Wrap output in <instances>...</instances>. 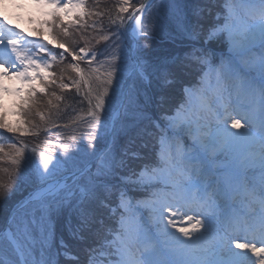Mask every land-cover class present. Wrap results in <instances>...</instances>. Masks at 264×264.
Here are the masks:
<instances>
[{
  "label": "snow or ice",
  "instance_id": "obj_1",
  "mask_svg": "<svg viewBox=\"0 0 264 264\" xmlns=\"http://www.w3.org/2000/svg\"><path fill=\"white\" fill-rule=\"evenodd\" d=\"M155 2L156 0H145L138 5H132L130 0H121L115 18L109 16L110 23L117 25V29L102 37L105 41H112V51L100 53L101 56L107 57L108 63L103 79L95 76V79L100 81L96 88L92 86V80L97 69L92 68L91 74L86 77L78 63L69 65L79 77L72 81V86L75 87L77 95L82 97L81 103H87L86 116L81 120L88 129V148L92 150L93 156L96 155V144L101 133L118 139L121 135L127 136L141 119H153L144 116L151 101L148 94L151 81L140 56L142 46L139 41L147 38V33L142 27V17L150 14ZM26 5L41 10L45 18L39 23L52 36L53 43L61 50V57L71 55L73 61H80L89 56L90 50L87 48L81 47L77 51L71 45L65 47L70 37V29L83 25L86 16L102 19L105 13H90L85 9V0H25L20 7ZM248 9L250 19L239 21L232 15L230 6L229 14L221 23L219 17L206 22L204 10L198 8L194 12L195 19L186 18L179 26L181 34L188 37L189 51L183 58H177L172 68L156 73L159 92L156 107L160 109L164 108L168 98L167 90L178 74L197 68L203 72L207 67L215 79V98L212 104L201 103L199 110L191 114L184 105L178 108L175 114L162 111L155 117V123L151 124V128L160 136L162 142H165L166 137L180 136L181 132L187 130L192 141L191 151L176 141L175 151L165 152L155 167L132 170L114 184L108 179L110 175L115 174L112 163L114 145L108 146L99 158L100 164L95 173L91 170L81 171L78 189L74 190L67 185H64L63 189L49 185L47 195L51 200L49 204L44 205L45 210H55L53 205L61 204L73 209L77 217V227L69 229L70 238L85 242L91 236L97 240L96 243L85 244L84 259L81 261V257L69 251L68 243L61 239L59 246L66 260L73 261L74 264H97L95 256L99 254L115 257L101 264H264V178L258 195L253 191L250 197L258 203L260 210L228 217L224 225L218 226L214 223V199L201 195L199 191L201 149L206 150L209 143L214 147L227 146L235 138L251 132L252 123L247 116H241L239 113L233 116L229 112L233 90L242 91L253 100L258 98L259 120L264 130V53H261L258 61H246L250 67L260 72L259 85L243 81L237 89L235 84L239 77L233 67V56L244 57L245 53L251 52L257 40L264 48V0H253ZM124 14L128 15L125 17ZM207 14L210 16L211 11ZM96 23L93 22V27ZM129 29H132L129 38L136 43L135 53L131 50L125 51L121 46ZM35 31L40 38L30 39L23 30L14 25L10 26L0 17V97L9 94L17 98L19 103L13 115L21 117L15 124L9 123L4 105L0 103V130H3L0 131V137H3L5 131L20 137L39 136V125L30 119L35 111L41 121L45 120L44 114L39 111L38 94L61 99L55 92L49 94L47 91L57 80L54 73L47 71L51 65L47 63L46 57L50 55L52 61L57 57L42 39L40 29ZM222 39H226L230 53L227 59H221L217 65L213 46ZM32 44L35 45V50L28 47ZM36 53L44 55L38 56ZM96 57V53H91L89 65ZM5 80L13 81V86H7ZM63 80L64 77L61 76L59 87L69 88ZM209 87L212 85L209 84ZM203 95L200 90L188 92L189 101H203ZM48 104H53L52 99L48 100ZM62 127L66 128L68 125ZM176 129L179 131H174ZM232 129L237 131L233 132ZM141 133L153 134L147 128L141 129ZM69 139L75 141L77 137L72 135ZM47 143V151L36 145L30 149V155L26 154L29 148L23 140L19 142V146L15 142L10 143V150L7 152L0 144V160L7 157L15 166L14 170L19 173L15 186L0 183V206H9V219L15 227L14 231L10 228L0 232V248L9 256L7 260H0V264H18V261L10 258V254L23 256L18 238L27 234L28 229L35 223L29 219L27 206H17L19 202H14L25 169L31 168L33 174L47 184L50 178L61 174L60 166L67 165L72 159L68 144L60 145V155H56L57 150L51 146V141ZM144 146H147L146 143ZM141 158L140 153H129L125 148L117 167L129 168L130 161ZM141 187L154 189L149 199L140 206L147 212L158 235L163 238L167 245V254H170L172 259L161 258L156 243L144 237L143 230L134 226L126 215L132 206L133 191ZM33 199L35 198L29 199L28 205L32 204ZM180 207L185 211L180 212ZM105 211L108 219L114 221V224L106 221ZM177 216L181 220L179 225L174 219ZM102 232L112 235L113 239L99 240ZM239 233L245 234L247 242H240L237 235ZM206 234L213 240V244L203 249L193 248L192 246ZM24 264L29 262L24 260ZM36 264L42 262L37 261Z\"/></svg>",
  "mask_w": 264,
  "mask_h": 264
},
{
  "label": "trees",
  "instance_id": "obj_2",
  "mask_svg": "<svg viewBox=\"0 0 264 264\" xmlns=\"http://www.w3.org/2000/svg\"><path fill=\"white\" fill-rule=\"evenodd\" d=\"M142 1L143 0H130V3L132 5H138L139 3H142ZM226 5V0H156L150 10V14L142 17V27L147 33V38H142L139 41L142 46L140 56L147 69V73L149 74L148 79L151 81V86L148 88V94L151 96V101L148 105V111L144 113V116L152 117L153 119H141L137 122L136 126L129 131L127 136L121 135L118 139L112 136L109 146L114 145L112 151V163L115 168V174L108 177L112 183H117L121 176L128 174L132 170L138 171L141 167L152 168L159 163L165 149L167 148L170 136L166 137L165 142H162L160 136L156 134L154 129L151 128V124L155 123V117L159 116L162 111H169L171 114H175L176 110L182 105L185 107L189 105V102H187V98L184 95L183 88L189 86L193 90H200V87L203 84L202 78H206V74L209 70L207 67L204 68L203 72L197 68L178 74L167 90L166 95L168 98L165 101L164 108L160 109L156 107L159 102L156 77L157 71L163 72L166 69L172 68L177 58H183L185 53L189 51V40L187 35L181 34L179 27L180 23L186 18L189 20L195 19L194 12L198 8L204 10L206 22L214 21L217 17H219L220 22L222 23L224 17H226ZM119 6H121V0H85V9L87 11L90 13L102 12L105 13V15L102 19L97 16H86L83 25L70 29V37L68 38V42L65 44L66 48L71 45V47L77 51L81 47L90 50L89 56L85 57V59H83L84 61L80 60L77 63L82 66L86 77L91 74L92 68L98 70L94 74L92 80V86L94 88H96L100 83V81L95 79V76H99L102 80L104 73L107 70V57L101 56L100 53L112 51V41H105L102 37L110 35V32L116 31L117 25L110 23L109 16L115 18ZM209 10L211 11L210 16L207 14ZM127 15L128 14H124L125 17ZM94 21L97 23L93 27ZM29 31L31 32L32 30ZM121 46L124 47L125 51H129L130 49V40L126 33ZM213 47L215 52V64L218 65L221 59H227L228 56H226L224 52L225 46L221 41L216 42ZM30 48L35 50V45H30ZM50 49L58 59L57 62L50 64L51 67L49 68L50 73L55 74L57 83L55 85H50L47 91L49 94L55 92L56 96L61 97V99L56 100L51 95L44 96L42 94H38L39 111L44 114L45 120L41 121L38 114L34 111L30 119L35 124L39 125V136H23V140L29 148V152H27L29 155L31 154L30 149L36 145H39L40 149L47 151L49 148V144L47 143L48 141H51V146L56 148V155H60V145L68 144L70 146L72 159L67 165H61V174L50 178L49 182L59 179L64 174L73 173L74 170L83 168L84 165L94 157L91 155L92 150L88 148V129L86 124L81 120L82 117L86 116L87 103L86 101L81 103L82 97L77 95L75 87H73L68 81V79L72 78V76L74 77V72L69 67L71 64V55L61 57L60 49ZM91 53H96L97 57L92 64L89 65L88 60L91 58ZM38 54L42 56L44 55L42 53ZM62 69H64L67 74L72 76L62 75ZM250 70L255 73L259 72L253 67H250ZM61 76L64 77L63 82H67L65 84H70L69 88L61 89L59 87ZM49 99H52V105L48 104ZM54 125H61V127L55 128ZM62 125H68V127H62ZM144 128H147L153 134L147 135L141 133V129ZM138 133L141 134L138 135ZM72 135L77 137L75 141L69 139ZM106 135L107 133H101L99 135L98 142L96 144V153L102 150L105 144ZM16 136L19 137L18 134H8L5 131L3 137H0V144L4 146L5 152L10 150L9 144L12 142L17 143V146H19V140ZM8 137H11V139H8ZM145 143L147 146H144ZM125 148H127L129 153H140L142 158L130 161L131 166L129 168H120L117 167V165L122 158L123 150ZM5 158L0 160V178L5 175L6 178H3L4 183H8L11 186L16 185L17 180L19 179L17 178V175L19 173L14 170V166H11L10 160ZM99 158L100 157L95 159L89 169L93 173L96 172V169L100 164ZM6 167H11L10 171L6 169ZM25 174L26 175L24 177L26 178V181H21V186L27 182L25 186L26 188L16 194L14 201H18V204H22L23 201L32 198L46 185V183H44L41 179H38L33 174L32 169L29 170V172H25ZM146 189L148 188L141 187L133 191L132 201L135 202V205L140 206L143 202L147 201V197L150 196V192ZM54 207L55 205H53V208ZM6 209H8L7 205H5L4 209L0 206V211H3V213L0 214V219H2L3 224L6 221L5 219L7 218L6 216H8L7 214H9ZM34 209V213L31 209H29V207L26 210L29 213V219L35 221V226L30 227L27 234H22L18 238L23 252V257L29 262V264L34 263L29 259V250L27 247L35 249L37 254L36 259L38 258L41 260L44 258L45 264L47 262L48 264H74L73 261L65 259L63 250L60 246L55 252L49 242L50 238H56L55 233L58 232V230H61L59 235L62 236L63 240L68 243V250L79 255L81 257V261H83L85 244H93L96 243L97 240H94L91 236H89L88 240L85 242L73 240L69 236V228L67 227L65 229L63 225L59 226L60 223L56 224L55 221L51 224V228H48L47 218L46 216L43 217V215L44 213H49L51 210H45V208L42 209L37 207ZM133 212L134 210L131 206L126 215L130 218ZM104 216L108 223L114 224V221L108 219L107 211L104 212ZM73 223L75 226L72 229H75L77 227V217L74 219ZM0 227H2V223ZM8 227L13 231L15 230V227L11 222ZM0 231H2L1 228ZM85 235L88 234L85 233ZM98 239L111 240L113 239V236L106 235L102 232ZM3 254L5 253L0 250V260L9 259L7 257L3 258ZM105 257L110 259V257H100L99 254H97L95 256V260H98L99 258L103 260ZM10 258L14 261H18V264H20L16 253H11Z\"/></svg>",
  "mask_w": 264,
  "mask_h": 264
},
{
  "label": "rangeland",
  "instance_id": "obj_3",
  "mask_svg": "<svg viewBox=\"0 0 264 264\" xmlns=\"http://www.w3.org/2000/svg\"><path fill=\"white\" fill-rule=\"evenodd\" d=\"M252 2H253V0H228V2H227L228 7L226 9L227 14H229V7L231 6L232 15L237 20L248 21L250 19L249 14H248V12H249L248 6ZM9 3L10 4H8V5H5V3H3V5L0 6V13L4 15L3 18L6 19L7 23L10 26L14 25L17 29H20L23 31L25 30L27 33L30 32L29 30H32L31 32H33L34 34L31 32H30V34H32L34 36L37 35L35 29L39 28L41 31V34H42V39L44 41H46L49 46L54 47V49L58 48L56 46V44L53 43L52 37L50 36L48 31L45 29V27L39 23L40 20L45 18L42 15L41 10L35 8L32 5H26L25 7H20L21 4L25 3V0H9ZM129 30L132 33V29H129ZM220 41L225 46L224 52L229 55L230 48L228 46L226 39H222ZM130 42H131V40H130ZM28 47H30V46L28 45ZM261 53H264V48L261 47L260 42L257 40L255 42V45L252 48L251 52L245 53L244 57L233 56V67H234V69H235V71L239 77V79L235 81L237 89H239L241 87V83L243 81L252 82V83L256 84L257 86L259 85L261 79H254L253 77H251V75L247 74V69H249V67L247 65H249V63H246V61H250V62L258 61ZM36 55L42 56L38 53H36ZM70 58H71L70 63H77L78 62V61H73L72 56ZM84 59H85V57H84ZM46 60H47V63H49V64H53V63L58 61L57 58L55 61H52L50 58V55L46 57ZM79 67L82 69L81 65H79ZM47 71L50 73V69H48ZM61 72L63 73L62 75H64V76H72L70 74H67L64 69H62ZM258 73H260V72H257L256 74H258ZM74 79H79V77L77 76V74L75 72H74V77L72 76V78L68 79V81L71 85H72V81ZM204 79H205V77H203V80ZM4 83L9 87H12L14 84V82L11 80H5ZM64 83H67V82L64 81ZM209 84H211L212 87H209ZM82 87H83V85H82ZM214 88H215V79L210 74L209 78L207 80H204V83L200 87V90L204 94L202 103L207 104V105H210L213 103L214 98H215ZM184 91H185V96L187 97L188 102H189V105H187L185 107L187 109L188 113L191 114L193 112L198 111L200 108L201 102H198L195 100L189 101L188 91L185 89H184ZM230 101H231V107L229 108V112H231V114L233 116L237 115L238 112L241 116H247L248 119L252 123L251 132L245 133L244 135H242L238 138H235L227 146H215L214 147L211 143H209L206 150L201 149V160H202L201 169L202 170L200 173V189H199L200 194L203 195L204 189L208 188L207 184H206L207 177L205 175H208L210 173L212 166L215 165L220 170L221 174L224 175V177H221L223 180L222 181L223 184L225 183V185L228 188L232 189L233 194H234L233 196L235 198V201L237 202L235 207H238V212L237 211L235 212L234 207H231L229 203L224 204V206L221 207L220 211H222V212H220V213L222 214V218H224V219H226L227 216H231V215L232 216H240V215H245V214H251L254 211L258 212L260 210L258 203L254 199H251L250 197H251V193L253 191H255V193L258 195L259 192H258L257 187H261L262 178H264V130H262L260 120H259L258 98L256 100H253L252 98L246 96L242 91L233 90L232 95L230 97ZM0 103H3V105H4V111L7 113V115H6L7 121L11 124H15L17 122V120H19L21 118V117H18L16 115H13V112L15 111V107L19 103L18 99L12 95L3 94V96L0 97ZM242 103H246L245 107H247V111L244 112L243 114L240 110ZM236 104H238V105H236ZM233 109H235V111H233ZM221 112H223V109H221ZM241 122L243 123V120ZM228 124L230 126V124H231L230 120L228 121ZM55 128H57V127H55ZM174 131H179V129H176ZM232 131L235 132L237 130L232 129ZM16 137L19 140L18 142L23 140V137H20V136L19 137L16 136ZM176 141H179L181 146L187 147L188 150L191 151L192 141H191V137L187 133V130L181 132L180 136H174L173 137V139L170 141L171 148L169 149L168 152H174L175 151ZM185 141H187V143H185ZM23 142H24V140H23ZM219 158H223V159H219ZM5 159H8V158L6 157ZM211 161H213V162H211ZM11 166H14V165L11 164ZM224 166H226V167L223 168ZM14 167H12V168H14ZM228 167H230L231 169H229ZM6 169H8L10 171L11 167H6ZM29 170H31V168L25 169L24 176L26 175L25 172H29ZM70 174H72V173H70ZM242 174L244 175V178L242 177ZM254 174H258L259 176H257V175L253 176ZM24 176H23L21 181H26V178ZM236 177H238V179H233ZM3 178H6L5 175H3V177L0 178V183H4ZM17 178H19V174L17 175ZM79 181H80V175L77 176L76 178H74V180H71V181L66 180L65 185H67L69 188L76 190L79 187V183H78ZM26 183L27 182H25L22 186H20L17 189L16 194L20 193L21 190L26 188L25 187ZM13 186H15V185H13ZM61 189H63V188H61ZM146 190L148 191V189H146ZM238 194H239V196H238ZM50 200H51V198L48 197V195H46V196H43V198L39 201L32 200V204L31 205L26 204V206H27V208L29 207V209H31L33 212V209L36 207L44 209V205L49 204ZM24 202L25 201H23V203ZM17 205L19 206L18 203H17ZM133 206L136 207L139 212H141V218L139 219V221H138V217L136 220L130 219L132 221L133 225L136 227H139L143 230L144 237L151 239L154 243H156L157 248L159 249V251L161 253V258L172 259L173 257L170 254H167V249H166V252H164V247L167 245H163L162 243L155 240V238H153V236L151 237L150 232H148L146 229V225L144 226L143 221H146V218L142 215L144 212L142 210V208L139 210L138 206H136V205H133ZM1 207H3V209H4L5 205L1 206ZM54 209L55 210H51L49 213H44V215H43V217L46 216V218H47V227L48 228H51V224L54 221L56 224L60 223L59 226L63 225L65 227V229L67 227L69 229L74 228L75 225L73 222H74V219L76 218V213L73 209H71L69 207H64L62 204L59 206H55ZM6 210H8V209H6ZM178 210L180 212L185 211V209L182 207H180ZM1 213H3V211H0V214ZM7 215L9 216V214H7ZM8 216H6L7 218L5 219L6 220L5 223L7 221H9V224H10V219ZM199 218H203V217H199ZM174 219L176 220L178 225L181 223L179 216L174 217ZM139 222H141V224ZM1 223H2V227H0V228L2 229V231H0V232H3L6 228L4 226L5 223L3 224V222H2V219H0V225H1ZM55 223H54V225H55ZM9 224H8V226H9ZM34 226H35V223H33L31 225V227H34ZM60 231L61 230H58V232L55 233V235H56L55 239L50 238V240H49V242L51 243L55 252L59 249L60 241H61V239H63L62 236L59 235ZM207 236L208 235L206 234L203 238H201L200 241L196 242L192 247L203 249L205 247H209L210 245H212L213 240L210 237L206 238ZM35 242H36V240H35ZM27 249L29 250L28 254H29L30 261H32L34 264H36L37 261H40V262H42V264H45L44 258H42L41 260L38 258L36 259L37 254H36L35 249H31L28 247H27ZM0 250L2 252H4L2 248H0ZM3 255H4L3 258H6V257L9 258L8 255H5V254H3ZM99 256L103 257L101 255H99ZM3 258H1V259H3ZM23 259H25V258L23 257ZM104 259L107 260L108 258L105 257ZM110 259H115V257H110ZM20 264H21V261H20ZM46 264H48V262ZM97 264H101V263H97Z\"/></svg>",
  "mask_w": 264,
  "mask_h": 264
},
{
  "label": "water",
  "instance_id": "obj_4",
  "mask_svg": "<svg viewBox=\"0 0 264 264\" xmlns=\"http://www.w3.org/2000/svg\"><path fill=\"white\" fill-rule=\"evenodd\" d=\"M143 2H145V0H144ZM126 24H127V23H126ZM130 35H131V34H130ZM135 49H136V43L132 41L131 51H132L133 53H135ZM109 137H110V135L108 134V136H107V140H106V143H105V146H104L103 150H102L101 152H99L98 154H96L95 157L92 158L91 161H90L89 163H87L82 169H80V170H76V171H74V173H72V174H68V175L63 176L59 181H56L55 183H57V184L59 185V187L63 188V186L65 185V184H64V181H65L67 178H71V180H74V178H76L77 176L80 175L81 171H85V170H87V169L91 166V164L93 163V161L95 160V158L98 157L99 155H101V154L105 151L106 147L108 146ZM60 183H61V185H60ZM47 191H48V189L43 190L42 192L39 193L38 196L34 197L35 199H33V200H39V199L43 198V196H46V195H47ZM27 203H28V201H27V202H24L23 204L26 205ZM5 230H6V229H5ZM5 230H4V231H5ZM4 231H3V232H4ZM6 231H7V230H6ZM20 258H21V256H20Z\"/></svg>",
  "mask_w": 264,
  "mask_h": 264
},
{
  "label": "bare ground",
  "instance_id": "obj_5",
  "mask_svg": "<svg viewBox=\"0 0 264 264\" xmlns=\"http://www.w3.org/2000/svg\"><path fill=\"white\" fill-rule=\"evenodd\" d=\"M3 3H5V5L10 4V3H9V0H0V6H2ZM0 17H4V15L0 13ZM188 92H189V90H188ZM195 101H198V102H201V103H202V101H201L200 99H195ZM205 102H206V101H205ZM244 104H246V103H242V105H244ZM236 105H237V104H236ZM50 185H56V186H59L57 183H54V182H53V184H50ZM60 185H61V183H60ZM46 189H49V185H48V187H47ZM46 189H45V190H46ZM238 196H239V194H238ZM206 238H209V236H207ZM205 240H206V239H205ZM237 251H239V250H237Z\"/></svg>",
  "mask_w": 264,
  "mask_h": 264
}]
</instances>
